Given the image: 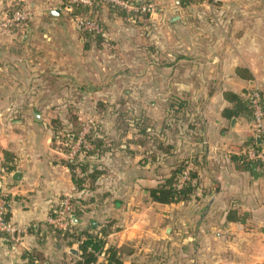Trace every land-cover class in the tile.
Listing matches in <instances>:
<instances>
[{
	"label": "crops",
	"instance_id": "crops-1",
	"mask_svg": "<svg viewBox=\"0 0 264 264\" xmlns=\"http://www.w3.org/2000/svg\"><path fill=\"white\" fill-rule=\"evenodd\" d=\"M66 1L0 0V7L33 12L25 28L0 33V191L22 229L16 242L0 234V264H79L78 243L68 244L47 224L66 195L78 204L73 225L104 231L123 264H264V170L256 163L253 174L255 162L246 168L241 161L256 137L248 118L231 114L229 98L254 88L264 96V0H148L155 7L142 16L143 60L130 64L142 74L131 84L186 89L180 95L196 111L174 129L159 116L155 132L148 127L117 145L94 131L99 148L93 137L59 141L42 121L90 116L82 106L107 101L97 88L116 84L102 80L98 49L80 46L90 37L78 26L60 27L70 11ZM53 8L60 12L50 14ZM59 102L79 110H49ZM4 151L12 171L2 168ZM181 161L197 175L190 199L154 201L148 190Z\"/></svg>",
	"mask_w": 264,
	"mask_h": 264
},
{
	"label": "rangeland",
	"instance_id": "rangeland-1",
	"mask_svg": "<svg viewBox=\"0 0 264 264\" xmlns=\"http://www.w3.org/2000/svg\"><path fill=\"white\" fill-rule=\"evenodd\" d=\"M130 1V0H128ZM141 0L139 2H142ZM103 2V3H101ZM133 2V1H130ZM67 1L65 2L66 6ZM95 3L99 5V11L95 14V8L90 10V16L92 20H98L104 28V40L97 41L96 38L90 37L87 42L80 44L87 47H94L100 52V62L102 69L100 73L104 76L102 80L106 78H112L115 81V85H106L104 82L97 88L103 95H107V101H97L93 104H84L82 107L87 112H97V116L94 118L93 115L86 117H78L77 115H71L69 118L52 117L50 119H42L44 125L51 127L54 131V136L59 141H65L64 137L67 133L78 131V136L74 141H70L67 144H74L75 141L78 143L84 141V138H92L94 131L104 133L103 140L105 144L117 145L118 143H126L127 135L136 133H144L146 128H151V133L157 130L159 126V116L164 117L167 124H170L171 129L176 127V123L182 122L189 115L196 111V103L190 102L188 97H181L182 94L179 90L185 91L186 89L176 88L174 85H168V87H152L149 90L143 88L139 84H131L133 75L140 76L142 70L132 71L130 64L135 62H141L143 60V44H142V31L143 23L142 16L146 13H138L133 10L125 9V7L117 6L123 10L124 13H118L113 11L109 2L105 0H93L90 7H94ZM105 10L104 16L102 15V6ZM116 6V5H115ZM26 9L29 12V18L24 24H8L6 19L9 18L14 11ZM71 11V9H70ZM70 11H66V20L61 24V28L65 30L76 31V27H79L81 20H86L80 16L73 17L70 15ZM112 13H114L112 15ZM33 16L32 7L30 6H7L0 7V33L12 31L13 29H22L30 24L31 17ZM74 20H70V18ZM140 17V18H138ZM86 18H88L86 16ZM6 23V24H5ZM80 28V27H79ZM81 29V28H80ZM82 32L84 31L81 29ZM86 32V31H84ZM105 33L107 35H105ZM85 37L87 34L83 33ZM138 36V39L136 37ZM86 42V43H85ZM136 61L134 62V60ZM106 67V71H105ZM112 69V70H111ZM166 93L167 97L162 100L159 99L160 93ZM189 95V93H188ZM101 96V95H100ZM105 98V97H103ZM76 103H50L49 110L57 109L59 112H63L66 109L69 111L70 107L75 111L79 110L76 107ZM72 114V113H71ZM76 114V113H75ZM17 118L16 120H19ZM179 121V122H178ZM82 137V141L80 138ZM139 141L143 136H139ZM68 145L65 148H68ZM80 145V144H79ZM82 148V146H81ZM105 240V239H104ZM106 242V240H105ZM108 247V245H106ZM118 257H123V254ZM100 258L101 261H98ZM108 259V253L97 254V259L94 264H104L105 260ZM121 260V258H120ZM121 264L123 261L121 260ZM107 264V261L106 263Z\"/></svg>",
	"mask_w": 264,
	"mask_h": 264
},
{
	"label": "trees",
	"instance_id": "trees-1",
	"mask_svg": "<svg viewBox=\"0 0 264 264\" xmlns=\"http://www.w3.org/2000/svg\"><path fill=\"white\" fill-rule=\"evenodd\" d=\"M131 1V0H130ZM192 0H180V4L186 5ZM97 3H95L94 7L83 6L80 4H73L71 7L70 15L73 17L80 16L81 18H85L86 20H92L90 10L95 8ZM110 8L113 11L118 13H124L125 10L113 5L109 4ZM86 16L88 18H86ZM87 34L88 37L96 38L97 41H103L104 36L103 34H93L90 32H84ZM249 90L243 97L236 93L230 92L229 98L234 102V109L231 110L232 115L243 114L246 118L250 121L253 119V110L251 106V99L249 97L250 94ZM261 94V92H260ZM261 105L262 110L264 111V97L261 98ZM78 136V131L67 133L64 137V140L74 141ZM55 137V136H54ZM93 140L87 137V141L92 140L95 143V146L99 148L100 140L93 134ZM250 144L260 147L257 144L256 140L253 137H250L249 141ZM69 149L66 148V150ZM83 149V148H82ZM85 149V148H84ZM89 150H87V153ZM4 163L2 164V168L6 171H12L14 166L11 165L12 158L9 157L7 151H4ZM241 161L245 163L246 168H250V165L253 161H247L244 157L241 158ZM13 162V161H12ZM69 168L72 170V177L74 180L78 181L79 179L75 176L73 169L75 163L73 161L67 162ZM186 163L181 161L175 169L172 170L171 174L166 177L162 182H160L156 187L150 188L149 195L154 201H158L161 203H176L181 201H186L190 199L191 195L194 193L196 185H197V175L194 170H191L189 173V178L182 184V186H178V180L180 175L182 174L183 170L186 167ZM196 180V183L194 182ZM77 200H72V213L77 215ZM71 233H63L60 234L63 239L67 240L68 244H72L74 242L78 243V250L80 252V260L79 264H94L97 259V254L99 253H108L107 264H121V260L118 257V251L111 246L106 247L104 236L105 232L100 231L98 233H90L87 230L79 229L75 225L72 226Z\"/></svg>",
	"mask_w": 264,
	"mask_h": 264
},
{
	"label": "built area",
	"instance_id": "built-area-1",
	"mask_svg": "<svg viewBox=\"0 0 264 264\" xmlns=\"http://www.w3.org/2000/svg\"><path fill=\"white\" fill-rule=\"evenodd\" d=\"M113 5L125 7V9H131L134 12L146 13L152 12L155 5L148 0L142 2H130L128 0H105ZM212 3H217L220 0H209ZM93 0H67V7L71 9L73 4H80L83 6H91ZM29 18V12L26 9H19L13 12V14L7 18L6 23L8 24H24ZM5 23V24H6ZM79 27L86 32L93 34H104V28L102 24L94 20H81L79 22ZM258 88H254L250 91L249 97L251 99V106L253 110V119L251 121L252 128L254 130L255 137L259 136L262 140V145L256 147L250 145L244 152L243 157L247 161H253L258 163L264 170V111L262 110L261 98L264 97L263 94H260ZM259 145V144H258ZM192 170V165L189 163L186 165L182 174L178 180V186L182 184L189 178V173ZM72 196L66 195L63 196L57 207L54 208L53 212L47 216V224L49 227L60 233H71L73 226V213H72ZM8 206L6 201V196L3 191H0V234L12 242L18 240V236L22 231L14 222H12L8 216Z\"/></svg>",
	"mask_w": 264,
	"mask_h": 264
},
{
	"label": "water",
	"instance_id": "water-1",
	"mask_svg": "<svg viewBox=\"0 0 264 264\" xmlns=\"http://www.w3.org/2000/svg\"><path fill=\"white\" fill-rule=\"evenodd\" d=\"M59 12H60V8H53V9H51V10L49 11V13L52 14V15H56V14H58ZM35 115H37V113H35ZM256 142H257V144L262 145V140L260 139L259 136L256 137ZM251 168H252V172H253V174H256V163H253V164L251 165ZM19 175H20V173H19L18 171H16V172L13 174V179H14V180H17V179L19 178ZM72 218L74 219V217H72ZM168 231H169V229H168ZM72 251H73L74 253H77V251H76L75 249H72Z\"/></svg>",
	"mask_w": 264,
	"mask_h": 264
}]
</instances>
